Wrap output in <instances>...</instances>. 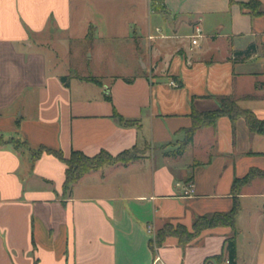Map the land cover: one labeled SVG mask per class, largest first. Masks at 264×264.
<instances>
[{
    "label": "crops",
    "instance_id": "1",
    "mask_svg": "<svg viewBox=\"0 0 264 264\" xmlns=\"http://www.w3.org/2000/svg\"><path fill=\"white\" fill-rule=\"evenodd\" d=\"M248 1L0 0V137L27 144L17 151L0 143V264H226L228 227L207 229L184 249L168 238L153 254L149 243L162 221L192 230L196 216L230 210L234 179L264 171V135H251L244 120L234 132L228 117L200 129L180 157L163 152L158 162L147 155L91 172L66 196V164L47 153L33 161L30 150L45 147L65 158L73 150L117 155L141 144L155 151L182 141L192 109L215 110L221 96H235L264 120V87H256L264 83V0H257L259 15L243 7ZM197 27L201 37L193 45ZM105 40L130 48L120 60L90 52L94 75L62 67L52 45L68 52L73 41ZM251 44L257 53L234 59ZM193 148L208 158L185 162ZM182 160L185 168L174 169ZM108 169L120 175L135 169L133 183L122 176L112 182ZM246 199L263 218L264 177L243 189L240 203ZM238 232L242 264L240 245L250 236L240 244ZM258 242L264 248V229ZM258 259L264 264V254Z\"/></svg>",
    "mask_w": 264,
    "mask_h": 264
},
{
    "label": "trees",
    "instance_id": "2",
    "mask_svg": "<svg viewBox=\"0 0 264 264\" xmlns=\"http://www.w3.org/2000/svg\"><path fill=\"white\" fill-rule=\"evenodd\" d=\"M234 1V0H232ZM243 7L253 15L260 14V3L257 0H249L247 3L242 4ZM257 53V46L255 44L249 45L243 51H235V60H246L252 55ZM95 83L98 81L94 78L90 79ZM61 81L65 86L69 85V77H61ZM127 83H131V79H125ZM256 87H264V83H257ZM109 98V97H108ZM219 107L210 111H199L195 108L192 109L190 114L192 124L189 128L184 130V138L182 139L178 148L172 153H165V155H172L173 157L182 156L189 144L194 140L197 131L206 127H215L218 119L221 117H228L232 123L233 132L236 129L237 122L242 119L245 121L251 135H264V120L259 119L251 110L243 109L238 105L235 96H221L217 98ZM117 117V116H116ZM120 122L125 126L134 125V122L127 121L121 116L117 117ZM0 143L12 144L17 151L27 149V144L19 140L5 141L0 137ZM169 145V144H168ZM31 156L33 161H36L43 153L54 155L66 164L65 180L63 184V193L66 196L71 193L75 184H77L85 175L91 172L103 170L106 167L124 166L139 161L142 157L138 155V146L132 149L120 152L117 155H112L106 150H101L94 156H87L80 150H73L68 158H65L61 151H56L41 147L37 151H32ZM264 177V171L252 168L243 177L235 178L231 185V196L233 205L230 210L224 212H215L204 215H198L194 218L192 230H189L184 224H177L174 229L169 223L164 224L156 234V238L150 240V248L155 254L156 248L164 245L168 238H175L181 248L193 243L203 231L217 227H228L231 229L232 234L228 236L223 245V252L229 264H237V216L241 211L240 196L243 189L250 185L255 179ZM223 256H215V258H222Z\"/></svg>",
    "mask_w": 264,
    "mask_h": 264
},
{
    "label": "rangeland",
    "instance_id": "3",
    "mask_svg": "<svg viewBox=\"0 0 264 264\" xmlns=\"http://www.w3.org/2000/svg\"><path fill=\"white\" fill-rule=\"evenodd\" d=\"M261 12V10H259ZM54 49L58 52V55L61 57V66L63 67H69L73 68L75 72H77L80 75H94L93 71L95 70V64L94 59L88 58L90 52H93L94 55L98 50L105 52L108 54H112L113 58H117V60L122 59V56L125 55L128 52V49L130 48L128 42L126 41H119V40H109V41H102V42H94V41H73L70 42V48L67 52L66 49L59 45L58 42L52 43ZM77 54V56H76ZM261 55H264V47L260 51ZM181 143V140H173L169 145L159 147L154 151V148L150 144H141L138 146V155H140L142 158H144L147 155H152L153 159L157 158V162L161 159V154L163 152H171L179 147ZM203 155V156H202ZM208 155V154H207ZM202 156V157H201ZM209 158L215 159L216 154L210 153ZM208 157L206 154L201 153L197 148L191 149L188 153L185 155V162H191L193 159L198 160H205ZM183 160L181 161L180 165H175L174 169L180 170L185 168V166H181L183 163ZM135 169H132L127 174L122 173L120 175L119 172H114V169H108L107 172V178L110 179L112 182L114 180H117L122 176L121 178H126L128 180L129 184L133 183V177ZM188 172V169H184ZM109 173V174H108ZM124 174V175H123ZM94 180H98V175H95ZM150 178L148 176L144 177V183L146 184L144 186V190H146L149 187ZM264 200V199H262ZM264 204V202H263ZM263 204L259 207L261 210L263 209ZM241 208H245L244 210L241 209L237 216V230H241L242 234L239 235L238 240L240 241V238L243 234H247L250 236V243L248 241H245V243L241 244L240 241V250H239V257L242 264H256L260 263L261 261L258 259L260 254H264V248L260 247V244L258 241H260L261 232L262 229H264V217H259L257 213V206L250 202L249 199L244 200V203H241ZM244 205V206H243ZM169 223L171 226H173L174 229L177 228L178 222L173 221H162L160 222L159 226L156 228L154 232V239L156 238L157 231L164 226V224ZM238 237V236H237ZM256 240H252L253 238H256ZM152 254V253H151ZM153 255H151V258ZM214 257H209L208 260H212ZM255 259V262L253 260ZM152 260V259H151ZM223 260V258H222Z\"/></svg>",
    "mask_w": 264,
    "mask_h": 264
},
{
    "label": "built area",
    "instance_id": "4",
    "mask_svg": "<svg viewBox=\"0 0 264 264\" xmlns=\"http://www.w3.org/2000/svg\"><path fill=\"white\" fill-rule=\"evenodd\" d=\"M201 32H202V30L199 27L195 28V32L192 35V44L193 45H198V40L201 37ZM149 38L152 39V37H149ZM170 85L173 86V87H177V84L175 82H171ZM185 193L188 194V195L192 194L193 193V186L192 185H188L185 188ZM149 232H151V231L149 230ZM158 263H159L158 259L155 260V264H158ZM226 264H229L228 260L226 261Z\"/></svg>",
    "mask_w": 264,
    "mask_h": 264
}]
</instances>
